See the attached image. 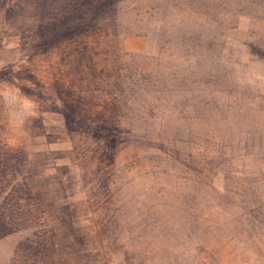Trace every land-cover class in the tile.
I'll use <instances>...</instances> for the list:
<instances>
[{
  "label": "rangeland",
  "instance_id": "obj_1",
  "mask_svg": "<svg viewBox=\"0 0 264 264\" xmlns=\"http://www.w3.org/2000/svg\"><path fill=\"white\" fill-rule=\"evenodd\" d=\"M101 1L0 0V264H264V0Z\"/></svg>",
  "mask_w": 264,
  "mask_h": 264
},
{
  "label": "trees",
  "instance_id": "obj_2",
  "mask_svg": "<svg viewBox=\"0 0 264 264\" xmlns=\"http://www.w3.org/2000/svg\"><path fill=\"white\" fill-rule=\"evenodd\" d=\"M116 2V0H103L101 2H97L92 10L93 15L90 18L82 17L83 20L80 22V25H77L79 27H70V25H64L63 23L59 26L52 27L48 31V35H50L52 39V43H57L59 39H72L74 35H84L90 31V28L92 27V24L90 23V19L97 17V13L101 11L102 9H105ZM88 20V21H87ZM66 110H62V112L65 114ZM114 130H110L108 128H105L102 126L100 129H98V135L99 137H108L111 133H113ZM128 140H132L130 137H128ZM200 173V172H199ZM13 187V186H12ZM264 207V204L260 206L259 210L262 212V208ZM244 210H246V207H243ZM247 213H251L250 211H247Z\"/></svg>",
  "mask_w": 264,
  "mask_h": 264
}]
</instances>
